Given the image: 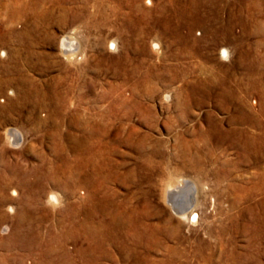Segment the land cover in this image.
I'll list each match as a JSON object with an SVG mask.
<instances>
[{"label":"rangeland","instance_id":"374dc122","mask_svg":"<svg viewBox=\"0 0 264 264\" xmlns=\"http://www.w3.org/2000/svg\"><path fill=\"white\" fill-rule=\"evenodd\" d=\"M263 184L264 0H0V264H264Z\"/></svg>","mask_w":264,"mask_h":264},{"label":"bare ground","instance_id":"6f19581e","mask_svg":"<svg viewBox=\"0 0 264 264\" xmlns=\"http://www.w3.org/2000/svg\"><path fill=\"white\" fill-rule=\"evenodd\" d=\"M65 9V8H64ZM34 11V10H33ZM69 42V41H68ZM64 43V42H63ZM66 46V44H65ZM71 51V50H70ZM68 52V51H67ZM75 54V53H74ZM74 54H69L68 56H74ZM10 82V81H9ZM260 179V178H259ZM261 180V179H260ZM259 180V181H260ZM177 183V182H176ZM185 182H179L175 184L173 181H170L164 190V198L168 202V204L174 209L175 213L179 216L186 217L193 210L197 202V196L193 193V189L182 188V184ZM259 183V182H258ZM186 184V183H185ZM260 185V184H259ZM264 185V184H263ZM238 186V185H237ZM236 186V187H237ZM257 186V185H255ZM251 187V186H250ZM263 188V187H262ZM239 189V188H238ZM237 190V189H236ZM235 190V191H236ZM253 190V189H252ZM257 190V189H256ZM262 190V189H261ZM230 192V191H229ZM232 192V189H231ZM242 192V191H241ZM252 192V191H251ZM258 192V190H257ZM16 193V192H15ZM253 193V192H252ZM195 195V197H194ZM233 196V195H232ZM259 196V195H258ZM243 197V196H242ZM249 197V196H248ZM251 197V196H250ZM240 199V198H239ZM243 199V198H242ZM264 199V198H263ZM58 200V195L56 196L54 193L51 194L49 199L50 203L56 204ZM231 202V201H230ZM244 202V201H243ZM247 202V201H246ZM245 202V203H246ZM237 204V201L233 203V205ZM230 205V204H229ZM235 209V208H234ZM240 209V208H239ZM247 209V208H246ZM194 215V214H193ZM233 215V214H232ZM232 219V218H231ZM73 220V219H72ZM233 221V220H232ZM234 222V221H233ZM232 223V222H231ZM236 225V224H235ZM237 227V226H236ZM231 228V227H230ZM233 228V227H232ZM132 229V228H131ZM234 229V228H233ZM238 231V230H237ZM91 233V232H90ZM95 234V233H94ZM223 245V240L220 241Z\"/></svg>","mask_w":264,"mask_h":264}]
</instances>
